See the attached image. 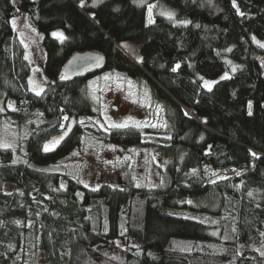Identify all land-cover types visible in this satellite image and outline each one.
Instances as JSON below:
<instances>
[{
  "label": "trees",
  "instance_id": "16d2710c",
  "mask_svg": "<svg viewBox=\"0 0 264 264\" xmlns=\"http://www.w3.org/2000/svg\"><path fill=\"white\" fill-rule=\"evenodd\" d=\"M152 1L181 22L160 12L149 23ZM91 5L0 0V118L28 128L24 160L0 144V264L23 262L31 234L44 264H264L255 251L264 243V0ZM15 17L42 33L49 79L39 94L26 82L30 64ZM87 49L101 52L105 69L145 82L163 108L168 130L161 135L135 126L97 129L111 142L157 146L167 165L156 187L90 188L48 168L79 145L78 121L95 112L85 88L94 72L62 75L68 57ZM231 64V76L202 85L201 78ZM63 114L76 121L46 151L43 143L61 129ZM231 166L239 170L205 185ZM7 182L15 186L6 191Z\"/></svg>",
  "mask_w": 264,
  "mask_h": 264
},
{
  "label": "rangeland",
  "instance_id": "374dc122",
  "mask_svg": "<svg viewBox=\"0 0 264 264\" xmlns=\"http://www.w3.org/2000/svg\"><path fill=\"white\" fill-rule=\"evenodd\" d=\"M149 5H155L151 19L160 12L174 13L158 2L152 1ZM13 20L15 23L12 25L17 30L18 39L24 46V56L30 64L31 72L26 81L28 88L34 93H41L49 79L45 70L46 49L42 33L28 22L24 20L22 22L21 18L15 17ZM172 20L181 22L175 14ZM53 33H57L58 35H55L57 37L64 38L61 30H54ZM61 33L62 35H59ZM260 61H262L264 72V58L261 56ZM233 68L236 70L237 65L231 64L226 71L215 78H202V85L205 88L213 87L222 77L225 79L231 76L235 71ZM86 79L85 88L95 102V112L78 121L84 127V134L79 145L70 151L66 158L57 164L49 165L48 168L72 175L90 188H98L103 183L121 188L156 187L163 181L167 165V157L157 146L119 144L104 139L97 132L98 128L106 131L121 128L111 127V124H122L126 121L128 126H135L150 135H161L167 132V120L164 118L163 108L151 98L150 87L145 82L129 77L122 70L115 69L98 71ZM205 82H208V85ZM65 117L68 118V115H62L61 129L43 143L44 150L46 146L48 150L56 148L58 143L68 135L76 119H65ZM27 133V127H20L7 117L0 118V142H2L0 144L3 147L10 145L15 160L26 158ZM145 138L152 139V136ZM125 152L130 153L129 158L123 156ZM234 172L236 171L232 168L221 169L210 176L205 185L210 186L214 180L228 177ZM14 186L13 182H7L3 188L7 191ZM26 243L25 259L22 262L23 257H21V260L17 259L15 264H44L45 253L35 243L32 234Z\"/></svg>",
  "mask_w": 264,
  "mask_h": 264
},
{
  "label": "water",
  "instance_id": "95a60500",
  "mask_svg": "<svg viewBox=\"0 0 264 264\" xmlns=\"http://www.w3.org/2000/svg\"><path fill=\"white\" fill-rule=\"evenodd\" d=\"M105 57L100 51L87 49L86 51L78 50L68 57L62 67V75L65 78H84L91 72H98L105 69ZM125 158L130 157V153L125 152ZM256 253L264 257V243L255 248Z\"/></svg>",
  "mask_w": 264,
  "mask_h": 264
},
{
  "label": "snow or ice",
  "instance_id": "6c2138e0",
  "mask_svg": "<svg viewBox=\"0 0 264 264\" xmlns=\"http://www.w3.org/2000/svg\"><path fill=\"white\" fill-rule=\"evenodd\" d=\"M102 2V0H92V7H95L98 3H101ZM140 2L141 3H143L144 2V0H140ZM13 3H15V0H13ZM80 3H81V7H83V6H85V0H80ZM153 7H155V5H149V7H148V14H149V23H154V21L151 19V15H152V9H153ZM162 15H167L168 16V18H170V19H172L173 17H174V13H172V12H162L161 13ZM12 23L14 24L15 23V21L13 20L12 21ZM183 23H188V21H184ZM53 35L55 36V35H58L57 33H53ZM59 35H62V33L61 34H59ZM253 39H255V38H253ZM125 46H127V45H125ZM229 51H230V49H229ZM27 58V57H26ZM177 68L179 67V65H177L176 66ZM176 69L174 68L173 69V71H175ZM235 70V68H233V71ZM224 77H222V79H223ZM202 79V78H201ZM206 83V85H208V82H205ZM209 87H210V85H209ZM39 94V93H38ZM0 111H3V109L2 108H0ZM249 114H251V113H249ZM65 119H68L67 117H65ZM129 119H131V118H129ZM128 126V124H127V121L126 122H124V123H122V124H115V123H113V124H111V127H127ZM138 126V125H137ZM0 143H2V142H0ZM4 146H6V147H10V145H4ZM45 150L47 151L48 149H47V146L45 147ZM253 155H255V154H253ZM237 174H239V173H237ZM82 182V181H81ZM249 195H252V193H249ZM190 203V202H189ZM261 235H264V233H262Z\"/></svg>",
  "mask_w": 264,
  "mask_h": 264
},
{
  "label": "built area",
  "instance_id": "2783aa9c",
  "mask_svg": "<svg viewBox=\"0 0 264 264\" xmlns=\"http://www.w3.org/2000/svg\"><path fill=\"white\" fill-rule=\"evenodd\" d=\"M231 168L234 169L235 171L239 170V167L231 166Z\"/></svg>",
  "mask_w": 264,
  "mask_h": 264
}]
</instances>
